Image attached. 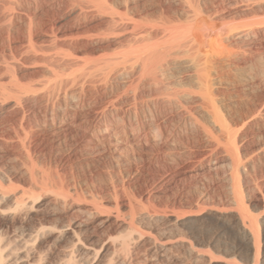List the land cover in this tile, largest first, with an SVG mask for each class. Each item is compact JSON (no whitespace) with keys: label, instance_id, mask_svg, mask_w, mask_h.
Returning <instances> with one entry per match:
<instances>
[{"label":"bare ground","instance_id":"1","mask_svg":"<svg viewBox=\"0 0 264 264\" xmlns=\"http://www.w3.org/2000/svg\"><path fill=\"white\" fill-rule=\"evenodd\" d=\"M167 1L169 4L166 0H0V35L3 27L8 28L4 33L8 45L3 42L8 51L0 56V105L8 106L7 111L23 110L17 126L11 128L12 136H2L0 141L29 151L26 144L31 140L32 126L26 124L27 110L33 117L40 153L44 151V139L48 138L55 155L61 159L64 155L73 158L83 155L87 150L100 155L105 144L108 150L110 146L126 153L128 148L136 147L157 165L173 164V169L189 180L196 179L201 166L211 165L213 160L210 167L223 171L222 183L240 210L232 214L215 211L211 216L224 228L236 230L251 255L260 244L259 229L264 230V217L261 215L258 222L245 206L239 182V131L225 116L217 97L229 95L235 97L233 101H245L262 90L261 78L247 65L248 55L226 42L233 39L247 49L259 45L264 40V10L246 17L249 8H243L238 13L245 20L233 24L231 14L223 18L226 20H218L219 9L206 12L205 3L199 0ZM252 3L264 4V0H230L225 9ZM149 5L158 9L146 13ZM94 20L99 23L93 29L72 32ZM39 35L46 40L38 42ZM26 56L39 58L35 64L45 72L29 79L19 78L15 65ZM193 110L198 116L193 115ZM163 111L166 114L160 115ZM68 131L80 133L84 150L78 147L80 140L70 142L68 147L63 145ZM27 158L28 162L21 163L17 171L28 180V188H15L0 161V205L15 212L33 209L38 202L37 192H53L49 187L50 174L29 155ZM166 174L169 173L160 172L156 190L172 182L174 175L168 178ZM63 194L57 188L52 199L54 205H64ZM100 207L96 202L79 208V217L72 216L67 225H60L56 235L71 232L79 245L83 238L91 241L90 230L99 226L105 240H112L111 247L134 253L136 264H184L179 257L169 254L170 245L155 236L141 234L133 217L126 222L116 213L113 216L101 211ZM153 214L145 210L137 221L162 222V232L169 235L181 225L179 217ZM114 231L118 238L112 239ZM33 232L37 237V230ZM180 246L189 254L199 255L189 243L182 242ZM93 248L92 243L81 245L80 253L89 254ZM2 253L0 247V264ZM253 255L251 264H258L256 253ZM122 261L119 255L114 264Z\"/></svg>","mask_w":264,"mask_h":264},{"label":"rangeland","instance_id":"2","mask_svg":"<svg viewBox=\"0 0 264 264\" xmlns=\"http://www.w3.org/2000/svg\"><path fill=\"white\" fill-rule=\"evenodd\" d=\"M161 1L164 2V0ZM199 1L205 3L206 6H203V9L206 12L219 9L216 14L218 20H226V16L231 14L233 24H240L245 20L243 19L245 17L238 13L243 8H249L246 17L248 15L252 16L254 12L256 13L260 9L264 10V4L262 3H252L246 7L239 6L235 9L227 10L225 8L230 0ZM166 2L168 1L166 0ZM206 2H209V4ZM205 7L207 8L205 9ZM146 9H149L148 12ZM157 9L158 7L149 5L145 8V11L146 13H152V11L154 12ZM98 23L99 20H94L92 23L81 24L72 32L93 29ZM6 29L8 30L6 27L1 29L3 35H0V56L4 51V53L8 51V46H6L8 41L5 39L6 37L4 38V33L7 32ZM36 40L43 42L46 39L39 35ZM3 42L7 44L4 46ZM226 44L229 47L232 46L235 49L244 50L243 52L248 55L246 61L249 69L252 68L251 70L257 75V78H261L262 90L255 98L245 101H233L234 96L225 95L220 97L219 95V98L217 97L219 106L230 120L231 125L238 128L237 154L241 162L239 165L241 171L239 174L240 189L244 194V203L247 202V205L245 204L247 211L249 210L248 212L260 222V216L264 217V40L260 41L261 45L251 46L249 49L240 43H234L233 39L228 40ZM97 45L100 46V44ZM13 46L14 43L12 42L11 47ZM35 60H39V58H34L33 56L20 58L21 62L19 61V64L15 65L17 76L21 79H29L45 72L43 68L35 64ZM7 107L0 105V137L4 136V138L12 136L11 128L17 126L22 116L21 112H23L19 108L7 111ZM257 111L258 113H254ZM27 112L26 110L25 116H27L26 120L28 122L26 124L32 126L31 140L26 144L29 151L18 148L14 143L0 141V161L3 162V168L5 166L6 169L4 168V170L7 171L10 180H13L11 182L15 188L29 186L28 180L18 175L19 171H17L21 168V163L28 162L27 155H29L31 160L37 162L38 167L43 168L50 174L52 181L49 187L53 189V192L56 193L57 188H61L66 200L64 205H54L52 202L54 193L50 191L46 193L37 192L35 199L38 197V202L33 206L35 209H30V211L20 210L15 212L8 209L7 205H0V247L3 252V264H114L119 255L124 259L121 264H136L134 253L129 250L128 254L111 247L114 246V244L112 245V240H105V237L100 232L102 229H99V226L89 232L92 242L83 238L79 245L75 244L71 232H67L61 237L56 235L57 228L60 225H67L68 221L73 217L75 218L78 215L79 208L96 205V202L97 205L102 206L100 207L101 211L108 214L111 213L110 215L113 216L118 215L120 219H125L126 222H130V217H133L134 223L136 221L135 224H138V230L141 234L144 236H155L161 242L170 245L169 254L179 257L184 261V264H251L255 253L257 263L264 264V230L262 227L259 229L260 244L258 249L256 247V251L253 254L251 252L250 255L236 230L224 228L222 223L211 216V212L215 211L232 214L240 210L232 203L228 189L222 183L223 171L220 169L214 170L210 167L214 163L213 160L210 163L211 165H208L205 161L204 164L207 165L201 166L196 179L189 180L188 177L183 178L182 175L178 174L173 169V164L168 165L170 164L169 162H164V165L162 163L157 165V163L146 159L147 154L142 151L141 153L138 151L140 149L136 147H134L135 151L132 150L134 148H128L130 149L128 150L129 153H126L123 151L124 149L116 151L114 147L110 146L108 150V147L106 148L108 145L105 144L103 153L100 155L97 152L95 154V152L92 151L91 153L87 150L84 151V156L77 154L73 158V156L64 155V158L62 157L61 159V157L55 155L53 146H51L52 143L48 138L44 139V151L40 153L36 142V131L33 128V117L31 113L28 112V114ZM163 113L166 114V111H163L160 115H163ZM193 115L198 116L195 112ZM28 117L29 119H27ZM244 121L246 123L242 125ZM71 132L68 131L64 134L66 139H64L65 144L63 145L65 147L70 146L74 140V142L82 140L79 132H76V134ZM77 135H80V138L75 139ZM81 140L78 142V147L84 150ZM4 150H7V153ZM12 151L14 154H12ZM8 156L9 158L7 159ZM161 166L163 167L161 168ZM163 171H167L170 174L165 175L168 178L173 175L174 178L167 187L163 188L164 190L159 191V189L156 190L157 180L160 172ZM3 207L4 210H1ZM236 208L237 210H235ZM145 210H148L151 214L156 213L155 215L158 216L179 217L178 219L182 220L181 225L176 226L170 235L164 234L162 232V227H164L162 222L156 221L147 224L137 221L141 212ZM36 230L38 232L37 237L33 232ZM111 235L112 239L118 238V234L115 231ZM182 242L193 245L199 255L196 256L195 253L189 254L186 252L180 246ZM91 243L94 251H90L89 254L85 253L82 256L80 253L81 245L86 246ZM160 264L174 263L162 262Z\"/></svg>","mask_w":264,"mask_h":264}]
</instances>
